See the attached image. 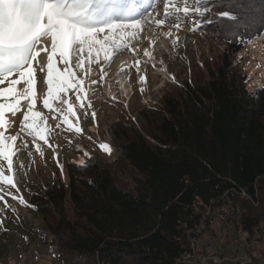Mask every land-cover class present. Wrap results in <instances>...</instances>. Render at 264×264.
<instances>
[{
  "label": "trees",
  "instance_id": "obj_1",
  "mask_svg": "<svg viewBox=\"0 0 264 264\" xmlns=\"http://www.w3.org/2000/svg\"><path fill=\"white\" fill-rule=\"evenodd\" d=\"M239 3L231 9L239 26L226 39L214 16L228 9L201 0L209 11L200 28L225 45L223 52L113 129L116 165L125 163L130 185L107 164L66 163V183L58 178L30 190L28 207L64 264H178L218 208L238 209L245 233L259 227L264 87L247 89L240 52L264 36V0Z\"/></svg>",
  "mask_w": 264,
  "mask_h": 264
},
{
  "label": "snow or ice",
  "instance_id": "obj_2",
  "mask_svg": "<svg viewBox=\"0 0 264 264\" xmlns=\"http://www.w3.org/2000/svg\"><path fill=\"white\" fill-rule=\"evenodd\" d=\"M212 2L228 9L214 16L219 21V34L227 39L239 26V16L231 11L240 6L239 0L235 4L232 0ZM159 6L163 7L162 15L158 13ZM208 11V5H202L201 0H153L151 11L139 0H0V202L4 208L15 214L6 195L26 205L24 198L16 194L20 189L15 162L21 150L33 155L28 150L29 142L41 157L44 151L40 141L53 149L54 158L58 157L49 142V117L61 121L69 131L83 132L74 110L76 104L69 99L70 92L87 117V108L92 104L86 81L90 80L91 85L103 82L107 76L105 65L114 56L124 52L138 54L134 42L141 39L145 28L162 29L174 19L176 23L171 27L178 32L189 17H202ZM166 35L171 37V30ZM143 56L150 57L151 52L145 49ZM139 65L140 60H136L137 72ZM94 66L99 68V80L91 79ZM37 73L46 87L42 94L37 91ZM140 82H146V77L142 76ZM41 101L47 115L37 110ZM70 116L76 117L77 123L73 124ZM91 116L95 120L96 113L93 111ZM100 149L111 155L109 145L102 144ZM84 155L91 158L87 152ZM57 164L62 173L58 158ZM19 168H24L22 161ZM4 219L0 218V224Z\"/></svg>",
  "mask_w": 264,
  "mask_h": 264
},
{
  "label": "rangeland",
  "instance_id": "obj_3",
  "mask_svg": "<svg viewBox=\"0 0 264 264\" xmlns=\"http://www.w3.org/2000/svg\"><path fill=\"white\" fill-rule=\"evenodd\" d=\"M139 2L144 3L145 8L151 11L153 0H139ZM158 13L162 15V6L158 7ZM203 18L189 17L183 22L182 29L178 32L171 27L176 23L174 19H170L168 25L162 29L145 28L141 39L134 42V47L138 48L141 58L144 57L143 51L148 49L151 52L148 58L152 63L157 60L160 65L154 64V68L145 66L143 67L146 69L145 72L140 68L137 72V70H128L126 67L131 60H134L135 54L124 52L114 56L110 64L105 65L107 76L103 82L91 85L90 80L86 81L88 100L92 104L91 108H87V117L84 111L79 109L74 94L70 92L69 99L76 104L74 110L77 111L79 127L83 132L76 134L69 131L61 121H54L49 117L47 123L52 129L48 134L49 142L53 144L58 157L54 158L53 149L47 148L42 141L40 143L44 151L43 157L35 153L34 146L30 142L28 150L33 152L31 157L26 151L21 150L15 162V175L20 189L16 194L24 198L26 205H21L11 196L6 195L7 202L15 209L13 214L11 209H5L3 202H0V218L6 217L0 224V264H64L54 256L57 254V246L52 244V237L44 231L40 216L28 207V195L32 188L58 178L66 183L64 169L66 163L107 164L120 184L130 185L129 172L125 163L120 161L116 165V160H120V151L115 146L112 131L118 123L132 119L131 116L135 115L139 109L157 105L159 98L169 92L172 85L179 87L180 82L187 78L192 67L193 69L201 68L207 58L212 61L223 52L225 45L215 42L214 38L200 28ZM193 22L199 23L200 26L195 27ZM170 30L171 37L166 35ZM176 36L179 37L178 41L175 40ZM150 40L155 43L150 44ZM240 57L241 66L246 74L247 89L253 92L264 87V36L247 41L240 52ZM118 64L121 69L117 71ZM117 72L124 84L121 91L114 83ZM94 73L91 79L99 80L97 66H94ZM141 74L146 77L144 83L140 82ZM40 76L41 74L37 73L38 94H42V91L46 92V87L40 83ZM84 103L87 105V100ZM37 110L48 114L43 108L42 101L38 102ZM93 111L96 113L95 120L91 116ZM69 119L73 124L77 123L76 117L70 116ZM56 123H61L62 126L56 128ZM15 130L14 128L13 131ZM28 139L31 140L30 137ZM102 144H107L112 149L111 155L106 154L108 157H103L96 150V148L100 149ZM56 145L58 147H55ZM85 152L90 154V159L84 155ZM57 158L59 165L63 167L62 173L57 164ZM20 161L24 164L23 170L19 168ZM12 191L15 193V190ZM261 204L254 205L261 223L252 233H245L239 227L238 209L232 210L227 207L215 209L210 218H207L208 222L202 224L196 231L199 234L196 239L199 240L198 257L195 258L198 264H202L200 262L204 258L211 256L231 258L239 252L250 256L253 264H264V201ZM66 210L72 217L69 203L66 204ZM204 264L215 263L209 260Z\"/></svg>",
  "mask_w": 264,
  "mask_h": 264
},
{
  "label": "built area",
  "instance_id": "obj_4",
  "mask_svg": "<svg viewBox=\"0 0 264 264\" xmlns=\"http://www.w3.org/2000/svg\"><path fill=\"white\" fill-rule=\"evenodd\" d=\"M197 235L195 239L190 240V249L177 260L178 264H194V262H197L195 260L196 257H198V241L196 240L198 238ZM213 261L215 264H221V263H228V264H253V260L250 256L243 254V252L237 253L235 256L231 258H220L219 256H211L210 258L207 259H202V264H204L207 261ZM198 264V262H197Z\"/></svg>",
  "mask_w": 264,
  "mask_h": 264
},
{
  "label": "bare ground",
  "instance_id": "obj_5",
  "mask_svg": "<svg viewBox=\"0 0 264 264\" xmlns=\"http://www.w3.org/2000/svg\"><path fill=\"white\" fill-rule=\"evenodd\" d=\"M119 66L116 68L117 71L121 69L120 64H118ZM119 72L116 73L117 76L114 77V83L116 84V87H118V90H122V88H124V84L120 78V76L118 75ZM125 93V91L123 92V94ZM92 128V127H91Z\"/></svg>",
  "mask_w": 264,
  "mask_h": 264
}]
</instances>
